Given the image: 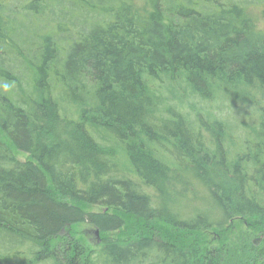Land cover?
Wrapping results in <instances>:
<instances>
[{"label":"trees","instance_id":"1","mask_svg":"<svg viewBox=\"0 0 264 264\" xmlns=\"http://www.w3.org/2000/svg\"><path fill=\"white\" fill-rule=\"evenodd\" d=\"M254 6L0 0V264H243L242 242L227 262L225 233L244 223L264 264ZM174 83L240 115L190 121L169 103L182 109ZM78 225L103 235L99 248Z\"/></svg>","mask_w":264,"mask_h":264},{"label":"rangeland","instance_id":"2","mask_svg":"<svg viewBox=\"0 0 264 264\" xmlns=\"http://www.w3.org/2000/svg\"><path fill=\"white\" fill-rule=\"evenodd\" d=\"M252 15L258 25L260 27H264V6H254L251 9ZM171 90H176L178 92V95L182 97L183 103L181 105V110L178 109L176 102L174 101H169L173 107H175L176 112H179L181 115L185 116L186 119L190 121L198 120V117L203 118L206 117L205 119L212 122L213 117H217L219 119L224 118L225 116H229L230 114L235 115L239 114V110L237 109H228L226 105L219 106L215 102H202L198 99H185L187 97V93L189 91L183 92V89H179L176 87L175 83L173 84V88L170 87ZM165 97L171 98L172 96L166 92H163L162 94V99L164 100ZM184 97V98H183ZM180 106V105H179ZM168 109V108H165ZM163 109V112L161 114L164 116V119L166 118V110ZM201 114V115H200ZM204 115V116H202ZM240 115V114H239ZM243 117V116H241ZM211 120H210V119ZM15 155L22 161H26L29 159V155L16 151L15 150ZM88 210L95 211V212H101V209L99 207H87ZM127 229V227H126ZM250 227L248 226L247 223L244 224H238L234 227H232L227 233H225V236L227 234H231L230 236V246L228 247L230 251L228 250L229 254L227 255V262L231 263V257L233 254L236 256L242 257L244 255V251L240 248L241 244H239V248L236 247L239 242L243 243V246L246 248V256L242 258V263L243 264H252L253 261H250V258L255 257L256 252H258V249H255L251 243L253 242V235L256 234L257 232H251L249 230ZM72 235H74L75 238L80 239L84 245H86L89 249H94L96 247H100L101 241L103 239V235H100V233L94 229L91 226L88 225H78L75 226L71 232ZM211 233H208L207 235L209 236ZM127 235V234H126ZM213 235H211L212 237ZM217 236V235H216ZM214 237V236H213ZM125 238V237H124ZM246 243V245H245ZM248 244V245H247ZM234 245V247H232Z\"/></svg>","mask_w":264,"mask_h":264}]
</instances>
